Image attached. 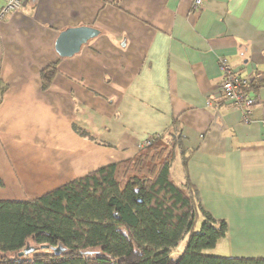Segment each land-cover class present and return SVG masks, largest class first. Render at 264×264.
<instances>
[{
  "label": "crops",
  "instance_id": "crops-1",
  "mask_svg": "<svg viewBox=\"0 0 264 264\" xmlns=\"http://www.w3.org/2000/svg\"><path fill=\"white\" fill-rule=\"evenodd\" d=\"M81 26L98 34L61 55ZM222 59L264 101V0H27L0 17V199L39 197L177 126L171 175L227 221L215 249L264 257V106L247 122L224 99Z\"/></svg>",
  "mask_w": 264,
  "mask_h": 264
},
{
  "label": "trees",
  "instance_id": "trees-1",
  "mask_svg": "<svg viewBox=\"0 0 264 264\" xmlns=\"http://www.w3.org/2000/svg\"><path fill=\"white\" fill-rule=\"evenodd\" d=\"M56 72V63L43 69V88ZM150 137L135 154L39 197L0 199V264H264V257L208 252L227 236V221L204 208L194 185L173 180L172 165L184 153L181 130ZM28 243L39 249L19 256Z\"/></svg>",
  "mask_w": 264,
  "mask_h": 264
},
{
  "label": "built area",
  "instance_id": "built-area-1",
  "mask_svg": "<svg viewBox=\"0 0 264 264\" xmlns=\"http://www.w3.org/2000/svg\"><path fill=\"white\" fill-rule=\"evenodd\" d=\"M27 0H6L4 7L0 12V17H4L11 12L20 10ZM205 0H194V7L200 8ZM221 68L223 70V78L221 82V93L225 100L229 101L241 110L245 121L250 122L253 119V108L257 104L264 106V101L258 100L257 97L248 92L251 81L233 69L226 61L221 60ZM261 101V102H260ZM152 138H147L140 147L150 144Z\"/></svg>",
  "mask_w": 264,
  "mask_h": 264
},
{
  "label": "water",
  "instance_id": "water-1",
  "mask_svg": "<svg viewBox=\"0 0 264 264\" xmlns=\"http://www.w3.org/2000/svg\"><path fill=\"white\" fill-rule=\"evenodd\" d=\"M97 34V29L88 26L67 29L61 33L57 40V50L63 56H70L75 52H78L83 44H85L90 38L96 36ZM41 248H47V246L42 245ZM37 249L38 247L27 245L18 254L19 256H28ZM53 250L59 255L63 252L64 248L62 246H57Z\"/></svg>",
  "mask_w": 264,
  "mask_h": 264
},
{
  "label": "rangeland",
  "instance_id": "rangeland-1",
  "mask_svg": "<svg viewBox=\"0 0 264 264\" xmlns=\"http://www.w3.org/2000/svg\"><path fill=\"white\" fill-rule=\"evenodd\" d=\"M181 171H182V168H181V159L178 157L177 160H175V162L173 163L172 165V173H173V177L174 179L179 182V177L181 175ZM200 217L198 219V222L196 223V227H195V230H199L200 228ZM186 241H187V237H185L178 245L177 249L173 252L172 254V257L174 259H178L180 257V255L182 254L183 250H184V247L186 245ZM28 245H32V246H35L33 244H30L28 243ZM36 247V246H35ZM39 249V248H38ZM208 252H212V253H215V254H218V255H222V256H225L224 254H222L223 251H221V248L219 249L218 247L215 249H209ZM218 252V253H217ZM0 256H1V252H0Z\"/></svg>",
  "mask_w": 264,
  "mask_h": 264
}]
</instances>
